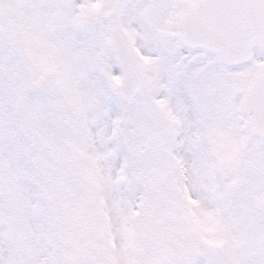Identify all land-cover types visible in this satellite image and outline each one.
Wrapping results in <instances>:
<instances>
[{"label": "snow or ice", "instance_id": "6c2138e0", "mask_svg": "<svg viewBox=\"0 0 264 264\" xmlns=\"http://www.w3.org/2000/svg\"><path fill=\"white\" fill-rule=\"evenodd\" d=\"M0 264H264V0H0Z\"/></svg>", "mask_w": 264, "mask_h": 264}]
</instances>
